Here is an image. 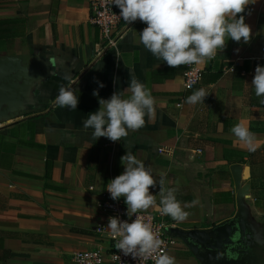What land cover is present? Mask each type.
Wrapping results in <instances>:
<instances>
[{
    "label": "crops",
    "instance_id": "0c3cea01",
    "mask_svg": "<svg viewBox=\"0 0 264 264\" xmlns=\"http://www.w3.org/2000/svg\"><path fill=\"white\" fill-rule=\"evenodd\" d=\"M239 15L251 28L250 43L229 38L213 59L193 64L203 77L186 90L189 65L157 60L139 42L147 26L139 20L116 46L104 47L89 0H0V56H38L45 74L25 96L22 115L0 122V264H71L78 250L109 247L108 233L97 231L98 202L123 173L128 149L154 176L166 174L182 206L198 200L184 222L168 216L180 229L210 230L232 219L241 197L257 264H264V104L251 86L255 67L264 66V0ZM132 75L155 99L156 118L145 117L114 149L108 138L92 139L83 121L100 98L127 97ZM61 86L79 90L76 110L56 106ZM201 88L209 93L204 103H186ZM237 123L254 134L255 152L231 132ZM149 192L157 202L148 210L157 212L159 185ZM167 254L176 264H202L182 239Z\"/></svg>",
    "mask_w": 264,
    "mask_h": 264
},
{
    "label": "clouds",
    "instance_id": "9594fccd",
    "mask_svg": "<svg viewBox=\"0 0 264 264\" xmlns=\"http://www.w3.org/2000/svg\"><path fill=\"white\" fill-rule=\"evenodd\" d=\"M250 3L255 0H111V5L119 7V17L125 23L139 20L147 25L139 32V42L157 60L173 68L213 59L225 49L229 38L237 43H250V26L244 15L237 18ZM64 79L71 80V74L65 73ZM97 83L104 87L103 82ZM251 86L259 103L264 104V66L255 67ZM125 90L127 97L114 92L108 99L100 98L99 109L83 121L84 129H91L92 139L105 137L118 142L144 127L145 117L148 122H155L156 101L146 86L132 75ZM78 91L72 86H61L55 97L56 106L76 110ZM208 94L205 89H198L186 98V103H204ZM93 95L99 96V90L94 89ZM231 132L248 151H256L255 136L243 123L234 125ZM120 159L124 171L107 184V190L113 200L124 198L127 216L135 214V219L129 222L108 218L107 229L116 240L115 248L139 261L152 259L154 264H176L174 257L161 250L164 242L139 213L157 202L156 195L149 192L150 187L157 185L161 213L178 223L188 218L190 213L185 209L196 206L198 200L182 206L177 200L179 188L165 186L166 174L154 176L150 167L129 149Z\"/></svg>",
    "mask_w": 264,
    "mask_h": 264
},
{
    "label": "water",
    "instance_id": "95a60500",
    "mask_svg": "<svg viewBox=\"0 0 264 264\" xmlns=\"http://www.w3.org/2000/svg\"><path fill=\"white\" fill-rule=\"evenodd\" d=\"M44 75L38 56H0V122L12 121L22 115L25 96ZM171 231L188 244L202 264H257L241 197L237 214L210 230L174 228Z\"/></svg>",
    "mask_w": 264,
    "mask_h": 264
},
{
    "label": "built area",
    "instance_id": "2783aa9c",
    "mask_svg": "<svg viewBox=\"0 0 264 264\" xmlns=\"http://www.w3.org/2000/svg\"><path fill=\"white\" fill-rule=\"evenodd\" d=\"M90 21L96 26L103 39L104 47L116 46L120 38L128 32L134 22L127 24L119 17L120 9L115 4L111 5V0H89ZM184 87L186 90H191L196 86L203 77L201 69L195 65H189L184 71ZM118 142L109 140L108 145L117 148ZM115 177H112L114 179ZM110 183V182H109ZM94 190V186L89 187ZM101 199L98 202V207L103 213V223L98 226L97 231L101 234L108 233L109 247L102 246L93 249H82L74 252L72 255L71 264H154L152 259L140 260L133 259L130 255L125 256L122 251L115 248L116 240L109 235L107 224L109 217H118L120 220L135 219V214L129 218L126 214L127 205L124 198L113 200L107 188L101 193ZM142 221L148 223L152 230L157 234L164 243L162 251L168 253L170 248L180 244V238L171 233L170 230L179 228L176 223L171 221L167 215H163L160 210L141 211L139 213Z\"/></svg>",
    "mask_w": 264,
    "mask_h": 264
}]
</instances>
